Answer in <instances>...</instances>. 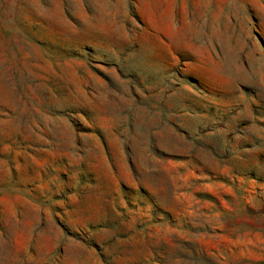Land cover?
<instances>
[{
  "label": "rangeland",
  "instance_id": "rangeland-1",
  "mask_svg": "<svg viewBox=\"0 0 264 264\" xmlns=\"http://www.w3.org/2000/svg\"><path fill=\"white\" fill-rule=\"evenodd\" d=\"M0 264H264V0H0Z\"/></svg>",
  "mask_w": 264,
  "mask_h": 264
}]
</instances>
